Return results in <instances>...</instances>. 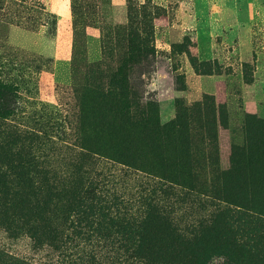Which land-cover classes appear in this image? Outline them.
Instances as JSON below:
<instances>
[{"label":"trees","instance_id":"16d2710c","mask_svg":"<svg viewBox=\"0 0 264 264\" xmlns=\"http://www.w3.org/2000/svg\"><path fill=\"white\" fill-rule=\"evenodd\" d=\"M144 45L140 53L148 62ZM207 67L217 73L223 69ZM85 96L73 163L62 170L46 154L66 144L62 125L25 130L16 88L0 84V231L15 240L27 236L36 249L49 247L65 264H103L102 258L106 264H264L263 119L244 115L238 145L223 123L225 106H217L220 131H226L223 142L228 139L229 146L222 148L229 164L219 179L234 174L243 179L217 188V170L210 186L201 183L205 169L200 160H213L214 153L195 147L198 135L190 130L185 108H179L176 120L165 121L157 102L135 101L125 84H110L103 98ZM217 113L215 119L206 115V128L200 125L209 143L217 140ZM100 159L152 179L151 187L139 192L135 212L134 198L104 196L102 182L88 170ZM92 243L103 246L108 256L81 250Z\"/></svg>","mask_w":264,"mask_h":264},{"label":"rangeland","instance_id":"374dc122","mask_svg":"<svg viewBox=\"0 0 264 264\" xmlns=\"http://www.w3.org/2000/svg\"><path fill=\"white\" fill-rule=\"evenodd\" d=\"M251 3L257 21L250 24L244 19H248ZM210 10L217 12L211 16L217 20V39L211 49L213 57L201 61L196 26L200 34L205 33ZM219 16L226 29L221 28ZM145 42L148 62L140 53ZM234 49L238 84H203L201 78L223 80L221 76L230 68L221 56ZM201 62L223 69L217 73L215 68L213 73L206 64L198 68ZM0 84L16 88L18 118L24 121L17 122H22L25 130L40 132L47 128L44 123L62 125L68 135L66 144L46 152L57 168L73 163L72 148L85 95L103 98L110 84H125L135 101L150 98L157 102L165 121L176 120L179 108L187 110L190 130L198 135L195 147L209 156L214 153L213 160L208 156L200 160L205 169L202 184L213 183V170H217V188L225 181H243L237 174L219 179L229 164L222 148L228 151L229 146L228 139L223 142L226 131H220L217 106H225L223 123L238 145L245 114L264 120V0H0ZM216 113L217 140L215 137L209 143L200 125L206 128V115L215 119ZM35 120L38 125L34 126ZM219 137L221 156L216 160ZM88 170L102 182L107 199L114 195L134 198L131 212L139 207L141 189L153 184L145 174L107 159L97 160L95 169ZM98 173L102 177H97ZM102 247L92 243L81 250H102L98 255L108 256ZM105 259L100 261L106 264ZM0 264L65 263L49 247L34 248L27 236L15 240L0 231Z\"/></svg>","mask_w":264,"mask_h":264},{"label":"crops","instance_id":"0c3cea01","mask_svg":"<svg viewBox=\"0 0 264 264\" xmlns=\"http://www.w3.org/2000/svg\"><path fill=\"white\" fill-rule=\"evenodd\" d=\"M254 3V2H253ZM251 3V9L249 11V14H247L248 19H244V21L248 22V23H252L254 21H257V17L254 15L253 13V9L255 8V5ZM237 15H239V13H236ZM217 16V12L215 13V11L211 12L210 10V15L207 19V28L205 30V33L202 31V33L200 34L198 31V28L196 26V30H197V41L199 42V48H197V53H198V58L203 61L204 59L207 58H212L213 57V53L211 52L212 49V45L215 43L214 41L217 39V32H215V27L217 26V20L215 21L214 19H212L213 17L211 16ZM220 17V16H219ZM241 17V16H238ZM217 19V17H215ZM219 24L221 26V28L226 29L225 27H223V19L218 20ZM195 22H196V17H195ZM229 24V23H227ZM225 24V25H227ZM195 25H197L195 23ZM204 36V37H203ZM214 42V43H213ZM216 44V43H215ZM237 50H226L223 53V56H221V58H223L225 60L224 63H226V68H230L232 69V73L230 75H224L221 76L223 77V80H215L212 77H206V79L201 78L200 80L202 81L203 84H238V77L237 75L238 70H237V59H236V52Z\"/></svg>","mask_w":264,"mask_h":264}]
</instances>
